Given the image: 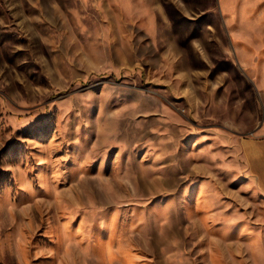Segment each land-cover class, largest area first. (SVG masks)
<instances>
[{"label": "rangeland", "instance_id": "374dc122", "mask_svg": "<svg viewBox=\"0 0 264 264\" xmlns=\"http://www.w3.org/2000/svg\"><path fill=\"white\" fill-rule=\"evenodd\" d=\"M264 0H0V264H264Z\"/></svg>", "mask_w": 264, "mask_h": 264}, {"label": "crops", "instance_id": "0c3cea01", "mask_svg": "<svg viewBox=\"0 0 264 264\" xmlns=\"http://www.w3.org/2000/svg\"><path fill=\"white\" fill-rule=\"evenodd\" d=\"M242 150L250 173L264 191V137L243 139Z\"/></svg>", "mask_w": 264, "mask_h": 264}]
</instances>
